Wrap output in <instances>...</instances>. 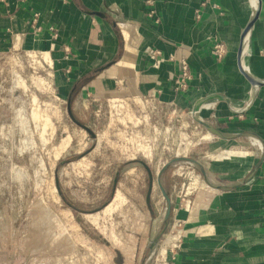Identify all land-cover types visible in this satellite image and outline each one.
I'll return each instance as SVG.
<instances>
[{"label": "crops", "instance_id": "1", "mask_svg": "<svg viewBox=\"0 0 264 264\" xmlns=\"http://www.w3.org/2000/svg\"><path fill=\"white\" fill-rule=\"evenodd\" d=\"M154 12L158 23L143 0H0V56L36 60L53 103L66 109L70 99L81 122L96 123L97 112L115 101L172 114L197 108L201 159L214 160L199 164L201 186L179 187L185 198L171 203L172 229L159 241V257L168 259L178 240L173 264H264V86L246 111H234L251 88L239 59L250 3L154 0ZM33 14L40 32L31 26ZM216 42L225 48L222 59L214 56ZM180 61L191 77L185 91L176 90ZM243 64L264 80V0ZM96 137L91 156L100 148ZM183 168L178 176L188 175ZM121 185L117 196L125 195ZM118 244L105 264H134Z\"/></svg>", "mask_w": 264, "mask_h": 264}, {"label": "rangeland", "instance_id": "2", "mask_svg": "<svg viewBox=\"0 0 264 264\" xmlns=\"http://www.w3.org/2000/svg\"><path fill=\"white\" fill-rule=\"evenodd\" d=\"M33 62L0 56V264H105L118 243L135 257L134 264L159 263L165 246L148 259V240L165 227L156 175L177 157L205 166L214 160L201 159V116L141 102L107 105L96 123L79 121L101 135L99 151L91 156L89 136L70 121L64 105L53 103ZM134 160L153 173L152 215L144 200L146 172L127 165ZM181 166L188 175L178 176ZM116 172L125 195L115 190L111 199ZM56 178L64 200L78 209L109 203L93 214L78 213L59 197ZM193 182L202 185L200 170L185 163H173L160 178L174 204L182 199L178 189ZM169 222L162 236L171 232ZM96 234L107 245L94 241Z\"/></svg>", "mask_w": 264, "mask_h": 264}, {"label": "water", "instance_id": "3", "mask_svg": "<svg viewBox=\"0 0 264 264\" xmlns=\"http://www.w3.org/2000/svg\"><path fill=\"white\" fill-rule=\"evenodd\" d=\"M248 1L250 3V7H251V16H250V19H249V21H248V23H247V25H246L243 33H242L241 46H240V49H239V59H240V70L243 73V75L245 76V78L247 79V81L250 83L251 88H250V91H249V97L247 99L246 104L243 107L234 109V111H236L238 113H242V112L246 111L251 106V104L253 103V100L255 98L257 89L262 87V86H264V80H260V79H257L255 77H253L248 72V70L245 67V65L243 64L244 56L248 53V49H249V42H250L252 27H253L255 21L258 18L259 10H260V3H261V0H254L255 5L253 6L252 5L253 3L251 2V0H248ZM246 47H247V52L245 53V50H246L245 48ZM66 111H67V115H68L70 121L74 125L79 127L80 129L84 130L87 133V135L89 136V140L91 141L92 145H91L89 151L86 152V154H88L95 147L96 134L89 127H87L86 125L80 123L75 118V116L73 115L72 109H71V100L70 99H68V101L66 103ZM197 113H198L197 108H195L193 110V112L191 113L192 117L197 119L198 118ZM252 140L255 141L256 143H258L259 151L261 153H263V145L260 143V141L257 138H253ZM173 163H185L187 165L196 166V167L199 168L200 173H202V175L205 176V178H206V174L204 173L203 170H201V166L199 165V163H197L195 160H192V159H189V158H185V157H182V158H178L177 157V158L173 159L172 161H170L169 163H167L166 165H164L161 168V170L156 175V182H157V185L160 188V191L162 193L163 199L165 201V212H164V218H163L165 227L167 226L168 221L170 219L171 206L172 205H171V200H170L168 194L161 187L160 178L163 175V173ZM127 165H137V166L141 167L146 172V175H147V187H146V193H145L144 200H145V205H146V207L148 209V212L152 215L153 214V209H152V205H151V195H152V192H153V183H154L153 173H152V171L150 170V168L148 167V165L144 161H140V160L136 161V160H134V161L128 162ZM120 175H121L120 172H116L115 173V177L113 179V184H112V191H111V195H110L111 199L113 198V196L115 194L116 186H117V183H118ZM55 186H56V190H57V193H58L59 197L64 200L63 195H62V191L60 189V185H59V182H58L57 178L55 179ZM65 203H66V205L69 208L73 209L74 211H76L78 213H81V214H93V213L101 211L103 208H105L108 205L109 202L105 203L100 208L92 210V211H86V210L78 209L74 205L69 203L68 201H65ZM165 227L162 229V231H160L154 237H152L151 239L148 240V259L149 260L154 255L155 250L158 247V244H159V241L161 239V236L164 234Z\"/></svg>", "mask_w": 264, "mask_h": 264}, {"label": "built area", "instance_id": "4", "mask_svg": "<svg viewBox=\"0 0 264 264\" xmlns=\"http://www.w3.org/2000/svg\"><path fill=\"white\" fill-rule=\"evenodd\" d=\"M20 1H26V0H20ZM209 0H203L204 4L207 3ZM143 3L146 7V12L147 15L149 16V18H151L152 20H154L155 23H158V19L155 16V12H154V0H143ZM31 26L33 28L34 32H40V27L38 25V15L37 14H33L32 18H31ZM212 50L214 53V56L217 59H222V57L225 55V48L221 43H214L212 46ZM180 66V72L178 77L176 78L175 84H176V90L177 91H185L187 89V83L190 80V72L188 69V65L185 61H180L179 63ZM112 104H127L125 102L122 101H115L110 103ZM255 146L257 145L258 149H259V145L258 143H256L255 141H253ZM263 179H264V174H263ZM184 197H182V199H184ZM179 246V241L177 240L176 242H174L172 244V247L170 248V254L168 256V259H160L159 263L156 264H173L174 262V254H175V250L177 249V247Z\"/></svg>", "mask_w": 264, "mask_h": 264}, {"label": "trees", "instance_id": "5", "mask_svg": "<svg viewBox=\"0 0 264 264\" xmlns=\"http://www.w3.org/2000/svg\"><path fill=\"white\" fill-rule=\"evenodd\" d=\"M87 127H88V126H87ZM95 236H96L95 238H96L97 240L94 239V241H96L97 243H100V244H102V245H103V244H104V245H107V242H106L105 240L101 239V238L99 237L98 234H96ZM115 252H116V251H115ZM116 254H117V253H116Z\"/></svg>", "mask_w": 264, "mask_h": 264}, {"label": "bare ground", "instance_id": "6", "mask_svg": "<svg viewBox=\"0 0 264 264\" xmlns=\"http://www.w3.org/2000/svg\"><path fill=\"white\" fill-rule=\"evenodd\" d=\"M251 2L253 3L252 5L254 6L255 5L254 0H251ZM245 49H246L245 50V53H246L247 52V47Z\"/></svg>", "mask_w": 264, "mask_h": 264}]
</instances>
